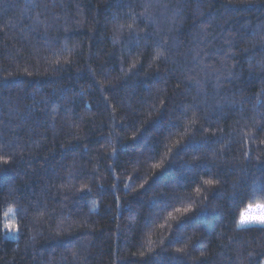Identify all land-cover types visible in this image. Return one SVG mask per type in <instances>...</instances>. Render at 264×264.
Wrapping results in <instances>:
<instances>
[{"label":"trees","instance_id":"obj_1","mask_svg":"<svg viewBox=\"0 0 264 264\" xmlns=\"http://www.w3.org/2000/svg\"><path fill=\"white\" fill-rule=\"evenodd\" d=\"M258 202L264 0H0V264H264Z\"/></svg>","mask_w":264,"mask_h":264},{"label":"clouds","instance_id":"obj_2","mask_svg":"<svg viewBox=\"0 0 264 264\" xmlns=\"http://www.w3.org/2000/svg\"><path fill=\"white\" fill-rule=\"evenodd\" d=\"M258 209H261V206H257ZM244 219H261L264 218V209L259 211H253V214H249L248 212L245 213ZM18 226V222L14 219H8L5 222V227L11 230H15Z\"/></svg>","mask_w":264,"mask_h":264},{"label":"rangeland","instance_id":"obj_3","mask_svg":"<svg viewBox=\"0 0 264 264\" xmlns=\"http://www.w3.org/2000/svg\"><path fill=\"white\" fill-rule=\"evenodd\" d=\"M257 206H261V209H264V202H258V203H252L249 204L242 213L248 212L249 214H253V211H259L261 209H258ZM251 224H260V223H251ZM251 224H246V225H251ZM240 225V224H239ZM246 225H240V226H246Z\"/></svg>","mask_w":264,"mask_h":264},{"label":"snow or ice","instance_id":"obj_4","mask_svg":"<svg viewBox=\"0 0 264 264\" xmlns=\"http://www.w3.org/2000/svg\"><path fill=\"white\" fill-rule=\"evenodd\" d=\"M9 211H13V209H9ZM7 215V213H6ZM244 213L241 214L240 219H239V224L240 225H246V224H251V223H260V224H264V218L261 219H244ZM19 229V225L17 226L16 230Z\"/></svg>","mask_w":264,"mask_h":264}]
</instances>
